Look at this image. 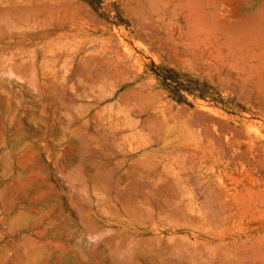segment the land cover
<instances>
[{
	"label": "rangeland",
	"instance_id": "obj_1",
	"mask_svg": "<svg viewBox=\"0 0 264 264\" xmlns=\"http://www.w3.org/2000/svg\"><path fill=\"white\" fill-rule=\"evenodd\" d=\"M263 168L264 0H0V264H264Z\"/></svg>",
	"mask_w": 264,
	"mask_h": 264
},
{
	"label": "bare ground",
	"instance_id": "obj_2",
	"mask_svg": "<svg viewBox=\"0 0 264 264\" xmlns=\"http://www.w3.org/2000/svg\"><path fill=\"white\" fill-rule=\"evenodd\" d=\"M62 1H64V0H62ZM35 6V5H34ZM147 25V24H146ZM230 141V140H229ZM217 145V144H216ZM237 156V155H236ZM228 161V160H227ZM258 166V165H257ZM264 169V168H263ZM96 176V175H95ZM97 179H100V178H97ZM137 188V187H136ZM244 189V188H243ZM142 201H144V203H148L151 199H153L154 198V196L156 195V194H151V195H143V192H142ZM235 195H237V194H235ZM241 195V194H240ZM240 195H238V197L240 198L241 196ZM221 196V195H220ZM226 197V196H225ZM233 197H235V196H233ZM237 197V196H236ZM235 197V198H236ZM222 198V197H221ZM221 198H219L220 199V201L223 199H221ZM236 200V199H235ZM233 202H234V200H232ZM154 204L157 206V207H159V204L157 203V202H155L154 201ZM235 204H236V201H235ZM237 204H238V201H237ZM168 207H170L171 209H172V212H173V215L174 216H176L177 218H179L180 219V221H182L181 219H183L184 218V216H183V213H182V208H181V206L179 205V203H171V202H169L168 204H166ZM137 206V205H136ZM237 206V205H236ZM134 207V206H133ZM221 207V206H220ZM233 207H234V205H233ZM228 209V208H227ZM232 211V210H231ZM222 213V212H221ZM231 217V216H230ZM151 218H153V217H151ZM151 220V219H150ZM153 220H154V218H153ZM164 221V220H163ZM230 221V220H229ZM222 223H224V222H222ZM151 224V223H150ZM228 224V223H227ZM224 225V224H223ZM95 230L96 229H93V228H91L90 230H85V231H83L84 232V234H82V235H85L86 233L88 234V236L87 237H90L89 235L91 234V233H95ZM79 233H81V232H79ZM79 236V235H78ZM81 237H83V236H81ZM141 241V240H140ZM162 245V244H161ZM160 245V246H161ZM164 249V248H163ZM189 249V248H188ZM167 251V250H166ZM40 253V251L38 250L37 252H35L34 253V258H35V260L36 259H38V257H40L39 256V253ZM165 253V252H164ZM167 253V252H166ZM162 254V253H161ZM176 255V254H175ZM65 256V255H64ZM64 256H59V257H57L58 259L55 261V263L57 264L59 261H62V260H66L67 262H68V257L66 258V257H64ZM169 256V255H168ZM168 256H166V257H168ZM173 257V256H172ZM184 257V256H183ZM80 260H81V264H88V261L89 260H87L86 259V256L84 255V254H82V253H80ZM92 258V257H91ZM129 261L130 260H132V257L131 258H129L128 259ZM96 261H97V259H96ZM54 262V261H53ZM69 263V262H68ZM95 263V262H94ZM93 263V264H94ZM98 263V262H97ZM45 264V263H44ZM79 264V263H78ZM166 264V263H165Z\"/></svg>",
	"mask_w": 264,
	"mask_h": 264
}]
</instances>
